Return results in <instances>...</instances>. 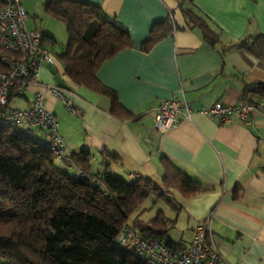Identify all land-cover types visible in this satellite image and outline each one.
Here are the masks:
<instances>
[{
    "label": "crops",
    "instance_id": "1",
    "mask_svg": "<svg viewBox=\"0 0 264 264\" xmlns=\"http://www.w3.org/2000/svg\"><path fill=\"white\" fill-rule=\"evenodd\" d=\"M71 1L99 8L128 32L133 48L104 62L96 79L115 93L121 114L129 116L112 114L106 97L58 77L54 64L41 67L38 85L20 99L21 109L35 93L42 94L66 149L85 150L95 159L102 153L116 156L107 171L127 183L147 179L160 186L165 159L211 188L188 199L166 193L177 203L175 222L183 226L171 239L182 244L176 252L184 251L195 225L212 213L211 232L223 264H264V101L247 121L232 117L223 124L196 116L159 134L153 119L160 102L181 94L194 111L217 102L236 106L244 87L264 83V0H194L191 11L217 37L215 46L186 27L177 0ZM169 14L177 29L140 50L152 26ZM257 37L262 40L252 44ZM243 41L252 44L248 50L239 47ZM48 86L60 90L63 100L48 93Z\"/></svg>",
    "mask_w": 264,
    "mask_h": 264
},
{
    "label": "trees",
    "instance_id": "2",
    "mask_svg": "<svg viewBox=\"0 0 264 264\" xmlns=\"http://www.w3.org/2000/svg\"><path fill=\"white\" fill-rule=\"evenodd\" d=\"M177 3L186 27L199 32L210 45H217V37L191 11L194 0ZM44 6L66 31L68 44L60 55L64 75L74 85L106 97L112 114L128 117L121 114L123 109L115 93L96 79L104 62L133 48L128 32L99 8L83 2L44 0ZM176 29L169 14L165 21L152 26L140 50L146 52ZM258 39L262 40L257 37L252 44ZM45 42L48 40L42 34L43 46ZM252 44L243 41L239 47L247 49ZM241 97L257 108L264 101V83L244 87ZM95 158L79 150L69 152L68 158L57 159L47 150L31 147L26 139L0 128V264H147L137 258L130 244L118 243L117 236L124 226L156 240L170 253H180L176 248L182 244L169 237L175 220L168 225L162 212L147 222L130 224L129 220L151 196L178 210L167 192L188 199L212 189L190 180L165 159L158 186L147 179L127 183L111 175L107 170L118 159L114 155L102 153ZM37 197L50 211L49 232L37 222Z\"/></svg>",
    "mask_w": 264,
    "mask_h": 264
},
{
    "label": "built area",
    "instance_id": "3",
    "mask_svg": "<svg viewBox=\"0 0 264 264\" xmlns=\"http://www.w3.org/2000/svg\"><path fill=\"white\" fill-rule=\"evenodd\" d=\"M27 12L20 0H0V128L8 129L26 139L31 147H40L57 159L68 158L64 143L57 133L56 118L44 105V96L35 93L25 109L12 108L11 104L23 98L29 88L38 85V75L44 64H53L42 45V33L26 26ZM47 92L63 100L56 87ZM79 116V111L68 108ZM257 111L256 106L240 101L236 106L217 102L210 107L192 110L183 95L160 102L153 114L154 131L164 134L183 121L196 116L220 123H230L232 117L247 121ZM213 214L197 223L187 248L178 254L170 253L154 239H146L134 229L124 226L117 236L121 245L130 244L139 260L147 264H223L211 232Z\"/></svg>",
    "mask_w": 264,
    "mask_h": 264
},
{
    "label": "rangeland",
    "instance_id": "4",
    "mask_svg": "<svg viewBox=\"0 0 264 264\" xmlns=\"http://www.w3.org/2000/svg\"><path fill=\"white\" fill-rule=\"evenodd\" d=\"M20 2L25 6L28 12V19L26 21L27 28L29 29H39L44 33L46 38L51 39L52 41L45 42L46 50L49 53L51 60L55 68L57 69V76L61 77L64 75L63 64L60 60V55L64 52L68 39L66 35V31L64 25L53 18L49 13L45 11L44 0H20ZM52 34V35H51ZM52 42L54 44H52ZM65 76V75H64ZM12 108L21 109L23 107L21 100H16L11 104ZM27 157H24V160H27ZM54 163L57 164V161L54 160ZM71 175V171H68ZM111 175L116 176L115 172L110 171ZM159 186V185H158ZM176 196V193H174ZM173 205L177 207V203L175 200L172 201ZM36 217L37 222L40 224L42 229L46 232L51 231L48 223L50 218V211L48 207L44 204L41 197H37V201L35 203ZM157 212H162L166 218L168 219V225H171L170 222L175 220V216L178 214V210L172 208L171 205L166 203L163 200H157L154 196H151L147 199L139 212L137 214L132 215L129 220V223H139V222H147L154 218ZM170 227L169 237L170 239H175L180 236V232L182 230V221L178 220L174 225Z\"/></svg>",
    "mask_w": 264,
    "mask_h": 264
}]
</instances>
